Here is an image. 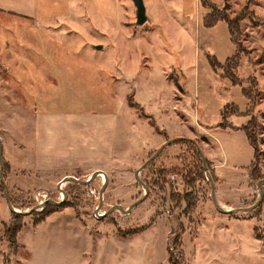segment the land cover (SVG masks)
I'll list each match as a JSON object with an SVG mask.
<instances>
[{"label":"rangeland","instance_id":"obj_1","mask_svg":"<svg viewBox=\"0 0 264 264\" xmlns=\"http://www.w3.org/2000/svg\"><path fill=\"white\" fill-rule=\"evenodd\" d=\"M142 1L147 21L138 26L132 0H0V143L16 211L0 183V264H171L170 255L176 264H264V196L250 212L224 214L210 183L224 210L259 199L264 0ZM212 7L229 19L247 7L236 36L238 84L223 76L237 51L227 24L205 25ZM244 90L258 97L252 108ZM37 110L115 115V158L98 165L107 178L98 215L141 202L98 217L100 176L57 190L67 177L86 181L97 165L61 162L54 174H34L24 147ZM251 118L259 127L253 171L242 130ZM169 141L138 174L145 191L135 173Z\"/></svg>","mask_w":264,"mask_h":264},{"label":"crops","instance_id":"obj_2","mask_svg":"<svg viewBox=\"0 0 264 264\" xmlns=\"http://www.w3.org/2000/svg\"><path fill=\"white\" fill-rule=\"evenodd\" d=\"M29 127L31 149L26 151L24 147V151L37 161L30 166L36 169L34 174H54L58 169L50 166L78 160L97 165L90 172L94 173L100 170L99 164L112 163L115 158L116 123L110 112L83 115L37 110L30 116ZM52 179L57 177L52 175ZM46 180H51V175Z\"/></svg>","mask_w":264,"mask_h":264},{"label":"water","instance_id":"obj_3","mask_svg":"<svg viewBox=\"0 0 264 264\" xmlns=\"http://www.w3.org/2000/svg\"><path fill=\"white\" fill-rule=\"evenodd\" d=\"M132 1H133L134 6H135V9H136V24L138 26H142L147 21V16H146V13H145V7L143 5V1L142 0H132ZM173 142L174 141H169V142L165 143L150 159H148L146 161V163H144L142 165V167H140L139 170L136 171L135 178L138 181V183H140L142 185V187L144 188L145 191H148V189L145 187V185L138 178L139 172L142 171L145 167H147L159 155V153L166 146H168L169 144H171ZM199 153H200L201 159L203 161V167H204L205 174H206L207 177H210V175H209V173L207 172V169H206V164H205V160L203 158V155H202V153L200 151H199ZM100 175L103 176V178H104V181L103 182L104 183H103V186H102V188H101V190L99 192V205L96 208V215L98 217H104L105 215L111 214L114 211H118V212L123 213V214L129 213L137 204H139L141 202V201H137L133 205L129 206L126 210L123 209V207L120 206V205H115V206L111 207L110 210L107 213H105L104 215H98V212L100 210V207L103 204V193L105 191V187H106V183H107L106 175L103 172H100V171H97V172L93 173L86 181H79L78 179H76L74 177H67V178L63 179L58 184L57 190L62 192V188L61 187L63 186V184H66V183H75V184L82 185V186H89L90 183L93 182ZM210 181H211L210 182L211 183V199H212V202H213L215 208L220 213H224V214H237V213H240V212L247 213V212H250V211L254 210L255 208H257L262 203V201H263L264 193H263L262 185L264 184V180L260 181L257 184L258 191H259V195H258L259 196V199L255 203V205H253L250 208H245V209L244 208H237V209H233V210H224L219 205V203L216 200V197H215V187H214V183H213L211 177H210ZM0 183L3 185V188L5 190V197H6L7 206H8V208L10 209V211L12 213H15L16 211H14L13 207L10 204L8 188H7V185H6V183L4 181V178H3V157H2V144L1 143H0ZM64 195H65V193H64ZM54 204L57 205V206H60L61 205V202L60 203H54ZM19 214H22V213H19Z\"/></svg>","mask_w":264,"mask_h":264},{"label":"trees","instance_id":"obj_4","mask_svg":"<svg viewBox=\"0 0 264 264\" xmlns=\"http://www.w3.org/2000/svg\"><path fill=\"white\" fill-rule=\"evenodd\" d=\"M202 1L204 3L207 2L206 0H202ZM246 9H247V7L244 8L242 11H240L239 14H236L233 19H229L226 16V13L223 10L218 11V9H216L215 7L214 8L212 7V8H210L211 13L208 15L207 21H205L206 27H212L213 25H215L219 21H225V23L228 26L229 37L231 39V42L235 45L237 51H236L235 55L232 58L227 60V62L225 64V67H224V75L223 76H227L229 79H231L233 84H238L237 83V78L235 77V74H234V71H235V69L237 68V66L239 64L238 63L239 62L238 53H239V50H240L239 43L236 41V36L238 35V33L240 31L241 22H243L245 20V17L242 14L244 12H247ZM250 13L253 14V16H254V13H252V12H250ZM251 19L254 20V17H252ZM250 82L252 84L255 83L254 81H250ZM244 95L249 100L250 108H252L253 105H255L257 103V100H258L257 95L254 94L250 90H244ZM253 96L257 97L256 98L257 100L253 101L254 100ZM139 109H140L141 113L144 112L143 108H139ZM228 112H229V108L227 107L222 115H225ZM230 113L238 114L239 112L237 111V109L234 108V110L230 111ZM245 115H250V109L245 113ZM147 118L149 120H151V117L148 116ZM242 130L245 132L247 140H248L250 146L254 150V160H253V162L251 164V167H250L251 171H253L252 169L255 167V165L257 163V151H256V148H255V145H254V138H255L254 134H255L256 130H259V127L255 123V120H253V118H251L250 121H248V123L245 126L242 127ZM189 142H191V141H189ZM183 143H185V142H183ZM191 143L190 144L193 145V146L196 145V143H194V142H191ZM156 182H157V180H156ZM14 218L19 220L20 219V215H15ZM20 224L21 223H18V224L13 226L14 229H13V237L10 240L11 243L15 242V237H16L17 233L21 229V225ZM172 260H173L172 256L170 255L169 256L170 263L171 264H176Z\"/></svg>","mask_w":264,"mask_h":264},{"label":"bare ground","instance_id":"obj_5","mask_svg":"<svg viewBox=\"0 0 264 264\" xmlns=\"http://www.w3.org/2000/svg\"><path fill=\"white\" fill-rule=\"evenodd\" d=\"M100 177H101V178H103V176H102V175H100ZM103 179H104V178H103Z\"/></svg>","mask_w":264,"mask_h":264},{"label":"built area","instance_id":"obj_6","mask_svg":"<svg viewBox=\"0 0 264 264\" xmlns=\"http://www.w3.org/2000/svg\"><path fill=\"white\" fill-rule=\"evenodd\" d=\"M172 179H173V177H172Z\"/></svg>","mask_w":264,"mask_h":264}]
</instances>
